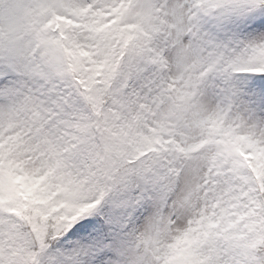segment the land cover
<instances>
[{
    "label": "snow or ice",
    "instance_id": "snow-or-ice-1",
    "mask_svg": "<svg viewBox=\"0 0 264 264\" xmlns=\"http://www.w3.org/2000/svg\"><path fill=\"white\" fill-rule=\"evenodd\" d=\"M0 264H264V0H0Z\"/></svg>",
    "mask_w": 264,
    "mask_h": 264
}]
</instances>
